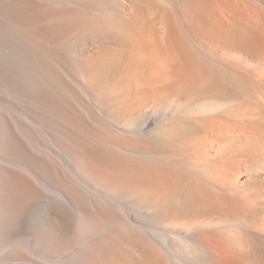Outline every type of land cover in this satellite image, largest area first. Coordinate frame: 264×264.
<instances>
[{
    "label": "bare ground",
    "instance_id": "bare-ground-1",
    "mask_svg": "<svg viewBox=\"0 0 264 264\" xmlns=\"http://www.w3.org/2000/svg\"><path fill=\"white\" fill-rule=\"evenodd\" d=\"M0 12V264L261 263L264 0Z\"/></svg>",
    "mask_w": 264,
    "mask_h": 264
},
{
    "label": "rangeland",
    "instance_id": "rangeland-1",
    "mask_svg": "<svg viewBox=\"0 0 264 264\" xmlns=\"http://www.w3.org/2000/svg\"><path fill=\"white\" fill-rule=\"evenodd\" d=\"M8 21V22H7ZM4 26H13L12 25V23H10V20H9V18L6 16V15H4V14H2L1 12H0V44L2 43V42H5V40L7 39V37H8V35H7V33H6V31H5V29H4ZM262 68H264V64H263V66H261ZM234 182V183H233ZM238 182V177H235L233 180H232V182L230 183V185L232 186V187H234V186H236L237 183ZM234 184V185H233ZM119 228H121V230L125 233V235H126V238H128L129 240H131L130 238H132V236H137V234L139 233L138 231H136V232H134V231H131V230H128V229H130V228H128V227H126V226H120ZM131 235V236H130ZM130 238H129V237ZM262 259L264 260V258H261L260 259V264H264V261H262Z\"/></svg>",
    "mask_w": 264,
    "mask_h": 264
}]
</instances>
